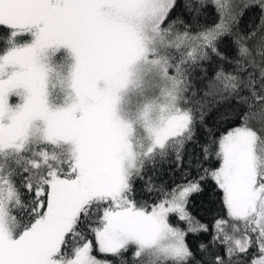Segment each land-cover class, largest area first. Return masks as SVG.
<instances>
[{
  "label": "snow or ice",
  "instance_id": "6c2138e0",
  "mask_svg": "<svg viewBox=\"0 0 264 264\" xmlns=\"http://www.w3.org/2000/svg\"><path fill=\"white\" fill-rule=\"evenodd\" d=\"M0 264H264V0H0Z\"/></svg>",
  "mask_w": 264,
  "mask_h": 264
}]
</instances>
